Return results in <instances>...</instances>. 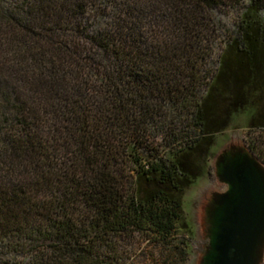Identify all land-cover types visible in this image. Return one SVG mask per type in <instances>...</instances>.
<instances>
[{"label":"trees","instance_id":"16d2710c","mask_svg":"<svg viewBox=\"0 0 264 264\" xmlns=\"http://www.w3.org/2000/svg\"><path fill=\"white\" fill-rule=\"evenodd\" d=\"M263 88L264 0H0V264L184 255L183 191Z\"/></svg>","mask_w":264,"mask_h":264},{"label":"water","instance_id":"95a60500","mask_svg":"<svg viewBox=\"0 0 264 264\" xmlns=\"http://www.w3.org/2000/svg\"><path fill=\"white\" fill-rule=\"evenodd\" d=\"M225 186L203 206L206 243L197 264H262L264 260V163L244 143L229 142L214 157Z\"/></svg>","mask_w":264,"mask_h":264},{"label":"rangeland","instance_id":"374dc122","mask_svg":"<svg viewBox=\"0 0 264 264\" xmlns=\"http://www.w3.org/2000/svg\"><path fill=\"white\" fill-rule=\"evenodd\" d=\"M237 9L238 7L227 8L221 10L218 15L224 30L218 32L215 40L216 45L213 54L214 63L207 69L210 74L214 75L217 71L218 60L220 59L222 49L229 35L226 34V30L228 29L229 32L233 31ZM233 74L234 77L238 76L240 80L237 81L234 79L236 83L231 87L230 92L231 99L236 101V97L240 94V90L244 88L240 82L248 75V68L238 65ZM245 88H247L246 85ZM204 90L205 88L203 87V89L200 90V94H204ZM241 91L242 93H246L243 90ZM235 94H237V96ZM250 100L252 105L251 108L249 107L247 110H244V107H242V110L239 109L238 112H234L227 126L222 131L213 135L214 143L210 147L209 152L207 154H202V158H206L203 164L202 174L195 178L183 191V221L181 220V222L178 223L177 237L178 241L183 239L182 247H184V255L175 248L160 250L145 244V242H140L139 246L137 245L129 256L130 259L128 262L130 264H197L198 257L206 243L202 224L203 206L213 191H222L225 189V186L217 181L214 174L213 160L215 155L229 142L249 143L254 148L255 152L264 160V88L262 91H258L255 96L250 97ZM226 104L227 100L224 102L219 100L216 110L218 115H224ZM237 104L238 107L242 106L239 105V101ZM253 116L254 118H252ZM249 123H253V126H249ZM262 264H264V260Z\"/></svg>","mask_w":264,"mask_h":264},{"label":"flooded vegetation","instance_id":"af4514ba","mask_svg":"<svg viewBox=\"0 0 264 264\" xmlns=\"http://www.w3.org/2000/svg\"><path fill=\"white\" fill-rule=\"evenodd\" d=\"M264 163V162H263Z\"/></svg>","mask_w":264,"mask_h":264}]
</instances>
